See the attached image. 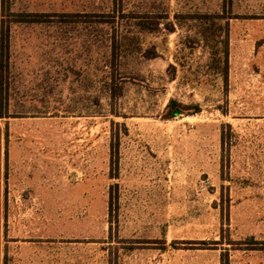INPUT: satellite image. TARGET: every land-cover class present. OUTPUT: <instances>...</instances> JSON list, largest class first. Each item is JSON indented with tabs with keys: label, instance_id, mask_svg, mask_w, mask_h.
Instances as JSON below:
<instances>
[{
	"label": "rangeland",
	"instance_id": "1",
	"mask_svg": "<svg viewBox=\"0 0 264 264\" xmlns=\"http://www.w3.org/2000/svg\"><path fill=\"white\" fill-rule=\"evenodd\" d=\"M5 4L4 247L43 211L51 264H264V0ZM119 6L174 31L103 23Z\"/></svg>",
	"mask_w": 264,
	"mask_h": 264
},
{
	"label": "trees",
	"instance_id": "2",
	"mask_svg": "<svg viewBox=\"0 0 264 264\" xmlns=\"http://www.w3.org/2000/svg\"><path fill=\"white\" fill-rule=\"evenodd\" d=\"M9 7V6H8ZM5 0H0V119H5L8 112H4L6 106H8V91L9 84H7L9 67H10V57H9V37L11 26L4 20V10H6ZM12 15L15 17L13 23H44L46 22L43 14H29L22 12H14ZM110 19L103 20V23L112 24L118 18L125 19L128 22V28H134L140 32H154L156 30L165 29L168 32H173L175 28L174 21L170 20L166 14H160L154 11H149L143 14H134L131 9H123V6H119V10H113L110 12ZM36 18H29V17ZM41 16V17H40ZM18 17V18H17ZM43 17V18H42ZM164 19V20H162ZM223 51L220 56L221 64H223V77L227 79V68H228V39L227 36L223 39ZM114 51V45L110 47V54ZM170 79L173 80L176 74V68L173 65L169 67ZM166 118L176 116L180 113H197L199 112V107H193V111L189 108H184L178 104L175 100H171L169 105L166 107ZM190 111V112H189ZM9 117V116H8ZM7 136V130L4 129L0 124V166L3 148V137ZM5 156H7V151H5ZM247 242H259L254 240L253 237H248ZM262 246H253L251 249H262L264 250V240L260 242Z\"/></svg>",
	"mask_w": 264,
	"mask_h": 264
},
{
	"label": "crops",
	"instance_id": "3",
	"mask_svg": "<svg viewBox=\"0 0 264 264\" xmlns=\"http://www.w3.org/2000/svg\"><path fill=\"white\" fill-rule=\"evenodd\" d=\"M11 70V65L9 67V72ZM10 75V73H9ZM10 117H6L5 119H0V124L2 120L7 121ZM5 149L2 148V157H1V166H0V264H51L50 259V243L47 240H44V236L47 237L49 234V228L43 222V211L41 212V224H39L40 215L37 213L29 218V223L32 225L34 223V227H30L29 230H26V222L27 220H20L14 222L12 225V229L14 234L17 235H25L30 231H34V235H37L39 239H19L10 241L7 244L9 246L4 247V243L2 242V232H3V220L5 218L4 215V202H3V178L5 174L4 166L6 162H4L7 156H5ZM5 156V158H4ZM24 216L26 214L24 213ZM17 220V219H16ZM8 251L7 256L6 250Z\"/></svg>",
	"mask_w": 264,
	"mask_h": 264
}]
</instances>
